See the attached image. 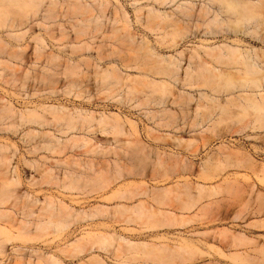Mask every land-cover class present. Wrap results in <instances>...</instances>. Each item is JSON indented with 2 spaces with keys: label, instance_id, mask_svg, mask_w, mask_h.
I'll use <instances>...</instances> for the list:
<instances>
[{
  "label": "clouds",
  "instance_id": "clouds-1",
  "mask_svg": "<svg viewBox=\"0 0 264 264\" xmlns=\"http://www.w3.org/2000/svg\"><path fill=\"white\" fill-rule=\"evenodd\" d=\"M103 5L115 11L125 30L135 29L147 56L122 66L110 78H104L98 69L95 92L79 84L66 91L53 88L48 95L29 97L21 92L15 96L17 102L22 101L19 109L7 99H0V133L19 134L32 123L54 126L56 135L45 133L55 145L51 149L53 157H63L70 148L80 147L85 153L82 161L96 159L107 165L97 173L107 179L96 190L97 194L122 180L145 181L132 196L143 198L135 208L144 212L122 218V225H136L141 230L150 226L182 229L177 239L194 241L196 248L204 249L203 253L190 254L195 264H201L200 255H211L206 240L222 233L228 240L227 245L224 236L220 241L229 253L227 259L237 264H264V257L249 258L250 251L237 255L240 238L247 229L243 222L257 210L264 213V198L257 209L233 177L235 170H244L250 175L259 173L264 179V73L259 78L244 76L225 81L219 69L208 61L209 45L200 43L193 47L197 36L217 45L230 42L236 48L264 44V0H103ZM66 8L86 6L81 0H0V47L5 34L9 39L26 37L33 30H46L54 20L70 32L74 21L63 14ZM17 50L22 51L13 49ZM188 54L192 64L182 76L184 57ZM80 71L84 73V68ZM189 88L221 93L225 102L215 109L220 117L209 123L203 119L204 108L195 117L185 109L183 116L172 123L157 122L155 114L169 109L173 92L183 93ZM52 101L55 110L49 107ZM5 117L11 121L10 126ZM129 119L142 125L139 131L130 126ZM145 129L153 138L166 140L171 136L176 143H153L143 138ZM222 130L240 135L242 140L259 141L261 146L250 148L252 155L241 156L233 150L234 143L225 144ZM29 135L34 134L26 133L22 140ZM178 175L191 180L169 186V181ZM6 204L7 200H0V207ZM260 225L264 226V219ZM237 226H242L241 231H236ZM69 227L71 224L65 223L61 229L49 221L47 229L40 233L43 239L58 242L53 256L59 254L61 258L50 264H74L73 246L64 239ZM99 239L110 242L109 246L92 247H100L109 254L114 250L117 254L111 261L106 257L107 264H175L171 257L183 252L173 246H126L116 232L111 236L99 234ZM185 264H193V259ZM202 264L221 262L209 259Z\"/></svg>",
  "mask_w": 264,
  "mask_h": 264
},
{
  "label": "bare ground",
  "instance_id": "bare-ground-1",
  "mask_svg": "<svg viewBox=\"0 0 264 264\" xmlns=\"http://www.w3.org/2000/svg\"><path fill=\"white\" fill-rule=\"evenodd\" d=\"M81 4L85 5L86 8H66L64 10L63 14L71 17L74 21L71 24L72 30L70 32L63 28L60 22L54 20L46 30L41 31L43 34H37L33 37L37 44L34 47H30L28 44L26 46L19 44L25 41L23 40L26 39L24 36H14L12 39L16 44L9 43L10 41L7 43L6 41L8 40L5 39L6 37L4 38V45L0 47V66L3 63H9L13 59L17 61L22 60L24 63L28 60L27 63H30L29 59L31 61V56H28V54L31 53V50L28 51L27 56L25 55V59L24 54L31 48L32 53L35 54L33 57L36 56L37 62L35 63L39 62L40 64L39 70L36 69L39 71V73L37 71L39 75H37V78L34 75L33 77H29L31 76V72L26 70L24 74L22 73L25 77H21L22 79L27 77L37 82L41 88L38 92L34 91L32 93V90L29 91L28 89L27 91V82L25 80H21L18 86L17 83L20 82V79L15 69L16 65H12V70L8 66V70L12 72V77H9L10 81L4 82L8 84L9 89L7 93L5 92L6 95L4 94L6 97L2 96V91L0 99H7L14 108L19 109L22 101L19 104L15 96L21 94L20 89L24 90V92L26 90L23 94L29 97L40 94L48 95L53 88L58 91L71 90L77 84L83 85L89 91L95 92L98 69L103 73L104 78H110L122 66L147 56L145 46L139 35L135 32V29L129 28L125 30L121 19L116 15L115 11L104 8L103 0H81ZM86 9H90L91 11H87ZM128 10L125 9L126 12H129ZM131 15L129 12L130 17H132ZM200 43L209 45V48L206 49L208 61L216 69H219V74L225 81L244 76L259 78V74L264 73V44L255 46L245 45L242 48H236L230 42H222L217 45L208 41H201L200 37L197 36L193 47ZM13 49H22V51H13ZM191 64V54L185 55L181 72L182 76L186 74ZM197 66L199 65L197 64ZM81 68H84V73H81ZM1 78L4 80L0 74V81L2 80ZM27 81L29 82L28 79ZM193 92L196 93L195 96L192 94ZM8 93H14V95H7ZM221 95V93L216 92L202 93L199 89L192 88L183 93L174 91L169 109L156 113L155 119L157 122L165 121L172 123L183 116L185 109L191 110L193 117H195L196 112L200 108H204L203 119L210 123L212 120L220 117V113L216 112L215 109L221 107L225 102L221 100ZM49 107L55 110V101L50 102ZM112 111L114 112V110ZM114 114L119 118L117 113L114 112ZM45 119L51 121L52 117H45ZM5 120L10 126L11 121L7 117H5ZM129 124L137 131L142 127L131 119H129ZM49 132L56 135L55 127L48 124L42 126L39 123H32L25 126L19 134L11 132L0 133V135H7V143H0V190H3L0 192V200H7V204L0 207V264H5V262L8 264L7 260L8 262L13 260L9 259L11 255L8 253V247L16 245V242L20 239L22 240L23 237L38 236L37 234L47 229L49 221L55 222L61 229H63L65 223L71 224V227L73 224L76 225L77 222L83 223L80 226L84 231L83 236H81L82 238L74 239L73 242L69 240L67 244L76 247V243H79L80 247H82L81 245L84 246L81 251L90 256L88 260H85L87 256L81 260L84 264H100L101 261H105V264H107V261L115 259L116 252L114 250L109 254L101 251L100 247H92L93 244L102 245L103 247L109 246L110 242L101 241L99 234L111 236L113 232H116L124 238L126 246H148L147 242H137L127 235L128 233L135 234L140 231L134 228L136 225L125 228L121 223L122 218L133 215V212L137 215L144 212L142 209L135 208V205L141 203L143 198L132 199L138 188L132 189L133 182L130 181L131 179L112 184L107 188V191L97 194L96 190L107 183V179L97 173L102 168L107 167V165L103 161L96 159L82 161L81 157L85 153L80 147L70 148L65 151L63 157H53L51 149L55 145L45 135V133ZM222 132L224 142L234 140L233 142L236 146L246 147V140H242L240 135H233L224 130ZM26 133L34 135H29L27 139L22 140V137ZM143 138L150 139L153 143L157 144L173 145L176 143V138L171 136L166 140L158 137L153 138L148 129H145ZM57 139H60V137L57 136ZM76 139L79 140L80 138L76 137ZM255 142L261 144L259 141ZM235 149L237 150L234 151L241 156L245 154L252 155L249 151H243L245 149ZM46 162L47 166L45 167ZM88 169H96V172L89 171ZM255 176L261 182H264L259 173ZM249 179L246 178L244 182L246 180L248 182ZM53 180H55V183H53ZM186 182L189 181L187 180ZM238 183H241V181ZM143 184H146V182L143 181L140 185ZM243 184L240 185L243 186L244 193L246 194L249 193L250 187L254 189L253 185H249L248 183L246 185ZM92 203L94 204L91 205ZM4 214H7V216ZM224 216L226 220L227 214H224ZM254 226L258 229L264 228L260 223ZM118 227H121V230ZM147 229L157 232L175 228L150 226ZM222 236H224L223 233L220 236H216L215 238L209 237L206 240L209 246L207 251L211 253V255L206 256L208 258L214 257L221 264H230L231 260L226 258L229 253L225 252V247L222 246L220 248V246L218 247L214 244L216 242L221 245ZM67 237L64 238L68 239ZM155 239L163 242L156 243L155 246L153 245L154 248L163 245L183 249V252L178 251L176 255L171 257L175 261V264H184L188 259L194 260L190 255L194 251L204 252L203 248L195 247L194 241L187 239H174L162 234L155 237ZM171 241L174 243L172 244ZM81 242H84V244ZM240 243L241 247L252 244L253 250L255 252L258 251V255L260 254L259 252H262L261 254L264 256V244H258V241L256 243L255 239L243 236L240 238ZM224 244H228L226 236H224ZM252 245L250 246L252 247ZM22 247L18 245L14 247L15 249L12 251L18 257L15 258L16 261L14 263L13 260L9 264H18V259L21 262L24 261L28 254H24L23 251H26V249ZM214 254H217L220 258L215 257ZM237 255L239 256V254ZM42 257L49 264L52 260L61 258L58 255L53 256V252L45 253ZM249 258H253L252 255ZM200 259L201 257H199ZM21 262L19 264H22Z\"/></svg>",
  "mask_w": 264,
  "mask_h": 264
},
{
  "label": "rangeland",
  "instance_id": "rangeland-1",
  "mask_svg": "<svg viewBox=\"0 0 264 264\" xmlns=\"http://www.w3.org/2000/svg\"><path fill=\"white\" fill-rule=\"evenodd\" d=\"M129 12H130V14H132L131 16H133V13H131V11L130 10H128ZM35 32V33H34ZM136 32V31H135ZM37 34H43V32L41 33V31H39V30H37L36 29V31L34 30L30 35H28V36H26V37H24V38H26V39H23V40H25V41H23V42H27V43H19L20 45H27L28 44V46L30 45V47L31 46H36L37 44H36V41L33 39V37L34 36H36ZM6 37V38H5ZM4 38L6 39V40H8V41H6L7 43L9 42V43H14V44H16L15 42H14V40L13 39H8L7 38V36H4ZM28 39V40H27ZM27 40V41H26ZM32 43V44H31ZM24 46V47H25ZM29 47V48H30ZM31 50V51H30ZM28 51H30L31 53H29L28 54ZM27 54H28V56H31V61H30V59H29V62L30 63H27L28 62V60H27V62L25 61V63H24V61H22V60H10L9 61V63H3V65H1L0 66V74H1V77H3L4 78V80L2 79L1 81H0V88H2L3 89V93H2V91H0V97H1V93H2V96L3 97H6L5 95V92L7 93L8 92V89H9V86H8V84H6V83H4V82H6V81H10L9 79L12 77L11 76V71H9L8 70V68L9 69H11L12 70V65H16V72H18V76H19V79H20V82H18L17 83V85L19 84V83H21V80H25L26 82H27V86H26V90L28 89L29 91L30 90H32V93L34 92V91H36V92H38V90L41 88V86H40V84H37V82H34L33 80H30L29 78H23L22 79V77L24 76L23 74L25 73V71L26 70H28V71H30L31 72V76H29V77H33V75H34V77L36 76V78H37V75H39L38 73H39V68L38 67H40V64H39V62L38 63H35V62H37V60H36V56L35 57H33L35 54H33L32 53V49L30 48L29 50H27L26 51V54H24V56L26 55L27 56ZM33 54V55H32ZM22 56H23V54H22ZM23 56V57H24ZM26 56L24 57V59L26 58ZM21 57V56H20ZM19 57V58H20ZM32 58H34V59H32ZM22 61V62H21ZM13 62V63H12ZM7 65V66H6ZM19 65V66H18ZM34 65V66H33ZM35 65H37L36 67H35ZM6 66V67H5ZM9 66V67H8ZM8 67V68H7ZM34 67H35V69H34ZM24 68V69H23ZM36 69H38V70H36ZM3 71H5V72H3ZM27 71V72H28ZM37 71H38V73H37ZM7 73V74H6ZM23 73V74H22ZM33 73V74H32ZM2 74H3V76H2ZM22 76V77H21ZM10 77V78H9ZM25 77V76H24ZM7 79V80H6ZM27 79L29 80V82L27 81ZM31 81V82H30ZM6 85V86H5ZM31 85V86H30ZM2 86V87H1ZM4 86V87H3ZM19 86V85H18ZM32 86H33V88H32ZM40 86V87H39ZM4 89H6V90H4ZM35 89V90H34ZM26 90H25V92H26ZM27 90V91H28ZM20 92H23V93H25L24 92V90H19ZM5 94V95H4ZM19 103V102H18ZM17 103V105L19 106V104ZM20 107V106H19ZM114 112H115V110H114ZM142 126V125H141ZM6 137H7V135H5V134H1L0 135V143H2V144H6L7 143V140H6ZM17 141L19 142V143H21L20 141H19V139H17ZM234 140H227V141H225V144L227 145V144H230V143H234L233 142ZM235 144V143H234ZM245 146L246 147H244V146H236V144H235V148H238V149H245V150H243V151H248L250 148H252L253 146H255V147H260L261 146V144L260 143H257V142H255V141H250V140H246L245 141ZM217 147H219V144H217ZM233 149V150H237V149ZM184 177V178H183ZM233 177H234V179L236 180L237 179V182H240L241 181V183H239V184H242V183H244L243 185H246L247 183L249 184V185H253V187H254V189L252 188V187H250L249 188V193H245V196H246V198H249V199H251V201L256 205V208L258 209L259 208V206H260V201H261V198H264V182H261L255 175H250V174H247L244 170H235L234 172H233ZM179 178V179H178ZM249 179V181L248 182H244V180L245 179ZM190 181L191 180V178L190 177H187V179H186V177L185 176H177L176 178H175V180L174 181H169V186H171L173 183H175V184H181V183H184V182H186V181ZM131 182H133V186H132V189H137L138 187V185L140 186V184L143 182V181H140V180H136V179H131L130 180ZM153 187H155V185H153ZM94 203H92L91 205H93ZM86 206V205H85ZM261 219H264V213H261L260 211H255V214L254 215H250L249 216V218H248V220H246V221H244L243 222V225H246L247 226V229H246V234H245V236L246 237H248L249 239H255V241H256V243H257V241H258V244L260 243V244H264V238H261V237H264V228L263 229H258V228H256L254 225L255 224H258V223H260V220ZM80 223L81 222H77V224L76 225H72V227L69 229H67V231H66V233H65V236L64 237H66V236H68L67 238L68 239H66V238H64V239H66V241H68L69 242V240H71L72 242L74 241V239L76 240V239H79V238H82L81 236H83V234H84V231H83V229H82V227H80V226H82V224L83 223H81V225H80ZM224 227L225 228H227L228 227V225H227V223H225V225H224ZM241 227L242 226H237V229H236V231L237 232H239V231H241ZM120 228V230H121V227H118V229ZM134 228H136V229H139L140 231L139 232H137V233H128L127 235L128 236H130V238H133L135 241H137V242H144V243H146V244H148V246L146 247V246H144V247H146V248H148V247H151V248H154L153 247V245L155 246L156 245V243H161V242H163V241H160L159 242V240H157V239H155V237H157V236H161V234L163 235V236H167V237H171V238H174V239H177L179 236H181V234H182V232H183V230L182 229H170V230H164V231H149V229H146L145 231L144 230H141L140 228H137V226H134ZM68 231H69V233H68ZM143 232V233H142ZM71 233H75V234H71ZM160 233V234H159ZM69 234H71V235H69ZM157 234V235H156ZM38 236H36V235H33V236H27V237H23L22 238V240L20 239L18 242H16V245H18L19 247H22L23 249H26V251L24 250L23 252H24V254L25 253H27L28 255H26V257H25V259H24V261H19V259H18V261L17 262H21L22 264H42L41 263V261L42 262H45L42 258V255L43 254H48V253H52V252H54V250H55V248H56V246H57V243L58 242H52L51 240H48V239H43L41 236H40V233L39 234H37ZM154 235V236H153ZM70 238V239H69ZM173 239V240H174ZM141 240V241H140ZM67 242V243H68ZM172 242V244L174 243L173 241H171ZM82 244H84V242H81ZM155 243V244H154ZM77 245H75L76 247H74L73 246V248H72V251L76 254V259L77 260H75L74 261V264H80V262H81V260H83V259H85L86 258V253H84L83 251H81L82 250V248H84V246L83 245H81L82 247H80V244L79 243H76ZM150 244V245H149ZM215 245H217L218 247L220 246V248H222V246L221 245H219V243H214ZM16 245H14V246H10V247H8L9 248V254L11 255V257H9V259L11 258V259H13V260H11V261H9V262H11L12 263V261H13V263L16 261V257H18L15 253H13V251H14V247H16ZM250 245H252V244H250ZM244 246V247H241L240 248V250H238L237 251V254H239L240 252H248V251H250L251 252V255H252V257L253 258H255V256L257 257V256H259V257H264L261 253L262 252H259L260 254L258 255V251H254L253 250V245H252V247L251 246ZM79 247H80V249H79ZM28 249V250H27ZM13 250V251H12ZM84 250V249H83ZM35 251V252H34ZM80 252H82V253H80ZM112 252V251H111ZM31 254V255H30ZM85 254V255H84ZM264 254V253H263ZM58 256H59V254H57ZM117 255V254H116ZM116 255L114 256V258H116ZM215 255V257L217 256V254H214ZM250 255V256H251ZM13 256V257H12ZM84 256V257H83ZM60 257V256H59ZM201 257V259H200V261H201V264H202V262L203 261H205V260H209V259H214V257H207L206 255H205V257H204V255H201L200 256ZM217 257H219V256H217ZM39 258H40V260H39ZM90 258V256H87V258L85 259V260H88ZM220 258V257H219ZM223 260V259H222ZM40 261V262H39ZM9 262H8V260H7V263L9 264ZM10 263V264H11ZM18 263V264H19ZM5 264H6V262H5ZM185 264V263H184ZM193 264H195V260H193ZM230 264H237V262H234V261H230Z\"/></svg>",
  "mask_w": 264,
  "mask_h": 264
}]
</instances>
